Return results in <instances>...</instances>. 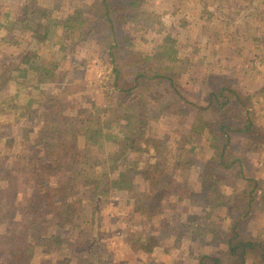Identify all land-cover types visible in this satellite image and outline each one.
<instances>
[{
  "label": "rangeland",
  "instance_id": "rangeland-1",
  "mask_svg": "<svg viewBox=\"0 0 264 264\" xmlns=\"http://www.w3.org/2000/svg\"><path fill=\"white\" fill-rule=\"evenodd\" d=\"M129 1L112 0L119 4ZM93 2L98 0H0V23H4L0 27V174L10 171L6 165L9 166L12 160L14 163L19 156H24L23 170L27 173L25 178L29 187L34 189L38 185L57 182L58 178H50L48 169L38 170L39 166L50 163L42 149L44 141L39 138V128L46 127L44 116L55 104L61 116L56 118L51 114L53 125L66 124L79 129L77 138L96 161L95 168L103 172L110 166L113 144L107 146L106 143L117 137L118 127L103 124L102 136H99L94 125L78 123L79 120L70 116L78 112L83 114V109L98 108L105 103L109 87L107 50L114 39L117 48L113 52L121 69L122 82L137 81L134 78L138 71L151 76L170 72L175 80L156 82L157 78H140L142 83L133 88L126 99L118 100L121 93L110 97L111 104L118 101L140 106L143 103L150 115L157 116V120L151 121L149 143L129 155L125 165L142 161L156 168L153 163L159 156L173 157L168 162L170 175L174 171L172 178L181 186L171 183L163 201L154 206L153 231L158 233L160 245L150 254L136 252L127 236L129 229L137 226L144 215L136 211V199L125 191L100 185L92 190L91 198L76 195L82 198L81 206L66 211L59 206L63 208L62 217H54L55 205L44 208L42 221L34 226L39 234L31 233L28 240L33 264H57L55 256L59 261L69 260L70 264H194L196 257L204 253H213L227 263L225 239L235 235L231 224L238 217L235 230L238 236L260 244V248L255 246L248 251L243 264H264L260 256L264 249V43L260 44L262 50L256 51L257 54L248 52L247 47L241 54L233 49L240 45L239 39L244 42L245 32H255L251 26L263 18L264 13L259 12L264 9V0H144L146 5L144 3L143 7L160 23L146 20V15L121 13L119 18H123L116 21L113 39L104 35L108 31L107 25L96 27L95 19L91 18L93 7L89 5ZM174 3L178 5L176 8ZM209 11L214 16L208 14ZM75 14L81 19L85 16L86 30L79 36L68 37L69 29L64 24ZM246 14L248 21L243 19ZM225 15L233 22L224 31L221 18ZM14 20L13 28L5 25ZM145 25L148 26L146 30ZM175 32L184 34L180 41L178 38L177 60L165 62L167 68L156 59V54L163 50L161 39L167 33L175 37ZM190 40L196 42L197 49H204L202 59L197 57ZM31 60L36 61L31 63ZM18 63L20 69L15 68ZM33 63L51 69L56 65L57 82L56 74L53 78L42 71H27L24 74L27 78L23 80L20 70L28 65L33 70L35 65L30 68ZM212 76L221 77V81L212 80ZM223 84L246 98L245 106L234 103L227 117H223V120L229 118L224 120L230 128L226 131L230 137L227 151L223 152L222 158L213 160L212 170L206 169L209 164L204 160L198 166L195 164L196 167L193 164L187 168L186 155L182 151L197 145L193 137H187L193 127L194 111L189 104L182 105L183 102L176 99L173 89H178L188 101L203 104L208 100L210 89L217 90ZM63 88L69 91H62ZM55 93L61 98L57 99ZM159 105H165L161 112ZM223 120L211 123L210 131L204 129V134L197 140L203 143L197 151L200 158L220 155L219 151H213L210 143L213 141L211 135L218 139V145L224 143L227 135L219 134L225 124ZM249 120L253 132L242 130ZM46 129L49 130V126ZM159 138L165 142L163 147L168 145L165 151L158 148ZM162 152L165 154H160ZM3 154L12 159L5 162L1 159ZM174 162H179L180 166ZM201 170L208 171L204 180L197 177ZM210 171L214 173L213 191L224 193L214 204L209 202L206 188L202 187L212 177ZM242 176L258 182L244 217L247 198L241 197L235 202L236 195L242 191ZM169 179L163 180L164 189ZM243 185L250 188L248 183ZM253 187L251 183V189ZM3 224L2 219L0 230L4 228ZM143 228L146 226L141 225L142 231ZM231 258L234 264H240L237 256ZM79 259L84 262L77 263Z\"/></svg>",
  "mask_w": 264,
  "mask_h": 264
},
{
  "label": "trees",
  "instance_id": "trees-1",
  "mask_svg": "<svg viewBox=\"0 0 264 264\" xmlns=\"http://www.w3.org/2000/svg\"><path fill=\"white\" fill-rule=\"evenodd\" d=\"M112 2V0H98V2H93L89 5V7H93L90 10L92 12V19H95L96 27L98 26H108V31L104 35L108 38H112L116 33V21L119 22L123 17H120L121 13H126L129 16L140 15L145 16L146 20H151L153 22H159L156 18L151 16L150 11L143 7L144 0H130L129 3H116ZM178 5L174 3V7L176 8ZM244 11V10H243ZM83 13L80 11V14ZM211 14L212 12H207ZM259 13H264L260 11ZM214 16V14L212 13ZM261 15V14H260ZM248 15H244V20L248 21ZM220 20V17L217 16ZM263 18H260L259 22H256L255 25L251 27L255 29V32H243L245 34L244 42L240 40V45L233 49L241 54L246 51L253 52L257 54L256 51L262 50L260 46L261 43H264V15ZM221 21L224 22L225 25L223 29L227 30L228 27L231 26L232 19L225 15L221 18ZM246 21H244L246 23ZM64 24L65 28L69 31L67 36H79L82 31H85L87 19L82 15V19L79 14H75L73 17H68ZM250 22V21H249ZM13 23L7 24L6 26L11 25L13 28ZM163 23H161L162 25ZM250 23H248L249 25ZM4 26V23H0V27ZM24 25V24H23ZM56 25V24H55ZM145 30L148 29V26L145 25ZM129 31V28H127ZM8 31V29H7ZM110 31V32H109ZM159 32V31H158ZM162 32V31H161ZM47 33V31H46ZM176 33V32H175ZM187 33V31H184ZM179 32L176 33L174 37L171 33H167L161 41H163V50L156 54V59L166 66L165 62L168 61H176L177 54L179 53L180 45L177 47L183 36V34ZM248 34V35H247ZM45 36V33H44ZM239 37H242L240 34ZM44 37H42L43 39ZM179 38V41H178ZM184 41V40H183ZM186 42V41H184ZM193 42V50L196 51L197 57L202 59L204 57V49H197L195 47V41ZM252 44H256V46H252ZM244 44V45H242ZM117 48V43L113 39L110 41L108 46L107 55L109 58V67H108V94L105 97V103H103L100 107H89L83 109V114L78 112L76 115H71L72 119H76V121L81 123H88V125H94L96 129V133L99 136H102L101 127L103 124H115L120 131H118L117 137L110 142H107L106 145H110L111 143V154H110V166L105 168V171L101 172L95 168L96 161L93 160L91 156H89L88 152L84 149V145L78 140L79 129H73L71 125H53L51 121V114L55 115L56 118L61 116L59 111V107L57 104L51 107V110L46 111V115L44 116L45 126H49V130L46 127L39 128V138H43L42 149L44 150L45 155H47L50 160L49 165L39 166L38 170L43 171L44 169H48L50 174V178H58L57 182L54 185L49 183L44 185H38L34 189L29 187V181L25 178L27 173L23 170L24 168V156H19L13 163V160L9 164L6 165V168H9V172L5 174H0V221L3 219L4 228L0 230V263L3 264H33V254L31 252L30 242L28 241L32 234H39L35 229V225L39 224L43 217L44 208H52L55 205V216L54 217H62V207H64V211L71 209V207L81 206L82 198H78L76 195L79 194L84 198H91L92 190L99 187L100 185H107L113 190L116 191H125L127 194L129 193L131 197L135 200L136 211H141L144 213L143 217L138 221L137 226L129 229L128 231V239L131 244L134 246L136 252H140L143 254H150L154 248L160 245V238L158 233H154L155 230L152 223V216L154 214V206L157 202H162L163 198L167 195L165 190L168 187L171 188L172 185H180L174 178H172L173 173L170 175V169L168 166V162L171 157L159 156L156 160L155 167L152 168L150 164H144L142 161H136V165L128 164L125 165V160L129 157V155L133 154L134 151L141 147L143 144H148L147 140L149 135V129L151 127V121L157 120L156 115H150L148 113V109L145 108L143 103L139 106L138 104L133 106L121 104V102H116L111 104L110 97H116L118 93H121L119 96L122 99H118L122 101L129 97L132 94L133 88H136L142 83L141 79H154L157 78L156 82H161L163 80H168L170 82H175L172 75L167 72L165 74H158L155 76L148 75L143 71H138L136 73L134 80H137L133 83H125L122 82L121 78V69L116 62V55L114 50ZM202 52V53H201ZM247 55V54H245ZM29 56V55H28ZM38 60V57H35ZM36 60H31L30 62H34ZM187 61V60H186ZM35 65V66H34ZM34 66V71L29 69V65L20 71V76H24L27 71L31 72H44L45 76H52L54 78L55 75V83L57 82V73H55V67H40V65H36L35 63L31 64L30 68ZM180 66V65H177ZM17 69H20L19 63L16 65ZM183 70V69H182ZM27 77H23L25 80ZM211 79H217V81H221V77H211ZM172 87V86H171ZM175 87H172V89ZM67 88H63L62 91H66ZM69 89L66 91L68 92ZM174 93H176V99L189 104V106L194 111V121L193 127L190 131V134L187 137H193L196 140L197 145H190L189 147H185L182 151L187 159L186 167L190 168L193 164L198 166V163L202 160L205 161L206 164H209L206 169L212 170L211 164L215 158H222L223 152L227 151V144L229 142V135L226 134L227 130H230L229 126L226 124L224 120H228L227 114L232 109V105L234 103L239 106L246 105V98H243L242 95L234 88L229 85H220L217 90L210 89L208 94L207 102L200 104L188 101V99L183 96L178 89H173ZM56 98L60 99L61 95L56 94ZM52 96V95H50ZM60 101V100H59ZM140 104V102L138 101ZM165 105H159V112H161ZM138 107V108H137ZM168 107V105H167ZM226 110V113L224 112ZM79 114L81 116L79 117ZM223 120L225 122L224 125L221 126V131L219 134L221 136H225V141L223 144L218 145L216 142L215 136L211 135L213 141L212 144L213 151H219L220 155L218 156H209L206 159H202L197 155L198 148H201L202 141H197L204 134V129L210 131L211 123L215 121ZM251 121H247L245 128L243 131H254L251 127ZM217 134V133H216ZM258 136V135H257ZM181 137H186L182 135ZM49 140H48V139ZM53 139L54 141H52ZM150 139V138H149ZM223 139V138H222ZM52 141V142H51ZM165 142L163 139H158V148L161 151H165L163 147ZM160 154H165L164 152ZM181 154V153H180ZM5 162L12 158L10 156H6L3 154L2 158ZM223 160V159H222ZM44 163V161H43ZM42 163V164H43ZM161 163L163 166L161 167ZM176 163V162H174ZM179 163V162H178ZM176 163V166H180V164ZM15 164V166H14ZM125 165V166H124ZM195 165V167H196ZM225 165V164H224ZM5 166V165H4ZM124 166V167H123ZM229 167V165H225ZM36 170V169H34ZM37 171V170H36ZM206 173L208 171L203 172V170L199 171L197 177L201 178V180L206 179ZM212 177L208 180L207 183H204L202 187L208 193L209 202L214 204V201L218 199L219 195L224 196L223 191H213L214 188V173L210 171L209 173ZM170 177L167 182V186L163 188V180L165 178ZM62 178V179H61ZM208 178V176H207ZM243 181L240 185L241 193L236 195L235 202L237 203L241 197V199L247 198L246 212L242 214V216H246L249 211L250 204L253 201L255 194V186L256 183L253 178L250 177H240ZM249 184L250 188H244L243 184ZM251 183L254 187L251 189ZM37 185V183H36ZM181 186V185H180ZM179 186V187H180ZM258 186V184H257ZM169 188V189H170ZM32 190V191H30ZM217 195V196H216ZM77 197V198H76ZM238 200V201H237ZM78 205H75L76 202ZM81 203V204H80ZM80 204V205H79ZM235 205V204H234ZM5 210V213L3 211ZM231 210H234L232 208ZM34 220V221H32ZM145 220V221H144ZM240 217L235 218L233 224H231V231L235 234L232 237L225 239L227 242L228 252L226 258L229 259L227 263H224L223 260L213 253H204L196 257V261L194 264H234L232 260V255L237 256L240 260V264H243L244 259L249 250H252L256 247L260 248L259 243H255L250 239L241 238L238 236V233L235 232L237 230L238 221ZM141 225H145L146 228H143L142 231ZM149 226V227H147ZM161 229V228H156ZM229 229V228H228ZM163 230V228H162ZM39 237V236H38ZM262 249V248H261ZM261 258L264 259V249H262L260 253ZM55 262L57 264H70V261L63 260L59 261V259L55 256ZM84 262V259H79L77 263Z\"/></svg>",
  "mask_w": 264,
  "mask_h": 264
},
{
  "label": "crops",
  "instance_id": "crops-1",
  "mask_svg": "<svg viewBox=\"0 0 264 264\" xmlns=\"http://www.w3.org/2000/svg\"><path fill=\"white\" fill-rule=\"evenodd\" d=\"M7 23V22H6ZM8 24V23H7Z\"/></svg>",
  "mask_w": 264,
  "mask_h": 264
}]
</instances>
